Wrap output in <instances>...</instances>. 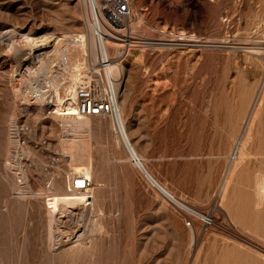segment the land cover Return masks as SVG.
<instances>
[{
    "label": "rangeland",
    "instance_id": "obj_1",
    "mask_svg": "<svg viewBox=\"0 0 264 264\" xmlns=\"http://www.w3.org/2000/svg\"><path fill=\"white\" fill-rule=\"evenodd\" d=\"M131 4L144 28L133 34L177 44L145 47L140 57L128 55L138 51L132 49L123 58L127 96L120 99L134 144L125 137V150L111 118L89 116V131L66 132L55 106L33 98L30 84L42 96L58 90L63 97L73 66L40 84L38 60L28 71L13 69L26 34L60 37L47 43L68 60L81 49L68 39L85 32L84 0H0V264H264V199L256 203L254 192L264 170V61L255 54L264 53V0ZM89 57L85 50L75 58L81 70ZM57 60L52 55L46 65L60 70ZM16 126L25 127L22 147ZM70 138L86 142L85 160H71L63 147ZM126 151L175 198L213 214L222 228L205 235L188 228ZM86 165L91 203L81 218L55 223L60 240L50 241L48 193L69 192L73 167ZM24 187L29 192L21 193Z\"/></svg>",
    "mask_w": 264,
    "mask_h": 264
},
{
    "label": "bare ground",
    "instance_id": "obj_2",
    "mask_svg": "<svg viewBox=\"0 0 264 264\" xmlns=\"http://www.w3.org/2000/svg\"><path fill=\"white\" fill-rule=\"evenodd\" d=\"M84 2H85V6H84V15H85V21H84L85 22V30L84 31L85 32H80L76 36L73 35L71 38L69 37V39H68L69 44L79 46V47H81V49L74 50V53L70 54V56H69L70 59L68 60V59L64 58L65 56H62V54H61L62 52L61 53L59 52L60 48L58 49V47H57V48H53L51 50L49 48L48 43H47L48 39L52 40V42L54 41V43L59 42L61 39L60 37L57 38L56 36L55 37H51V36L46 37L45 36L43 38L42 37L36 38V37H33V36L26 34L25 36L23 35L24 36L23 38L25 41V45H27V47H23V48L17 47L16 48V52H14L15 55H14V66H13L14 68L13 69H14L15 73L20 72L21 69L22 70L25 69L24 71H28L29 69H31V66L34 64L35 60H38L40 62V66L38 68V69H40V71H39V74L37 75L38 77H36V79L38 78L37 79L38 81L37 80H35V81L39 83V79H40V81L42 80L41 77H43L45 79L48 77V78H50V80L55 82L59 78L62 71L69 70L68 67L73 66L72 67L73 71L70 72V70H69V78L67 81V82H69V90L64 93L63 97L60 95L58 90H56V93L54 95H51V96L46 95L42 91V93H43V96H42L41 90L39 92V90H38L39 88L37 89L36 86H34V85L32 86V84H30V89L32 90L33 98H35L39 101H45L49 105H54L55 109L53 110V113H56L60 118L62 117L63 119L62 118L61 119L64 120L66 122V124H69V125H65V126L63 125L65 131L67 132V131L72 130V129L73 130H82V129L88 130L91 128L92 125H91V121H90L88 115L76 114V111H75L76 87L84 79V72H85L86 68L89 67L90 69H92V71H98L99 70L98 67L103 65L102 64L103 61H105V60L109 61L107 63L108 64L107 75L110 77V87L108 88V92L111 93L113 96H115L116 101H117L116 102L117 103V110L113 116H108L105 118H111V121L113 122L112 125L114 128V131H116V133L118 135L117 137L119 138V139L117 138V140H119V142H121L123 144L122 146L125 148V150H127L126 149L127 147H126L125 142H124L125 137L127 138L129 144L131 142V138H130V135H129L128 130H127V123H126V119H125V111L123 108V102L120 99L121 97L125 98L127 96L126 92H124V93L121 92L123 90V81H122V78H123V74H122L123 58L128 53V51H130L132 49H135L138 51H134V52L131 51L128 55H130L132 57L137 55L140 57L142 55L145 47H151V46L155 47L154 46L155 44H157V45L158 44H163V45L171 44L172 45V44H177V43L159 42V41L153 42L154 40L152 41V38L146 37L144 35V33L133 34L132 33L133 30L138 32V30L140 28H143L141 19L140 18L134 19V15H135L134 9H133L132 20L129 24L128 30L127 31L119 30L120 33H119V35L116 36V41L101 37V34L99 33L98 27L94 22L93 0H84ZM8 32H11L12 33L11 35H13L15 33L13 30H8ZM11 35L9 34V36H11ZM124 35H127V36H130L131 38H134V39L130 40V44H129L130 47L127 49L123 48V46H125V43H123V41L125 40L123 38ZM177 35L180 36V35H182V33H179ZM14 36H15V34H14ZM149 39H151V40H149ZM158 39H161V38H158ZM179 39H182V37L177 38V40H179ZM161 40H176V39L170 38V39H161ZM119 41H122V42H119ZM22 44L24 45V43H22ZM14 50H15V48H14ZM85 50H88L89 55H90L89 58L92 61L87 62V64L85 65V69L81 70L80 66L78 65L80 63L79 62L77 63L75 58H79L82 55V51H85ZM255 51L257 52L255 54L260 56L261 58L263 57V61H264L263 51L261 52L259 49H256ZM52 55H53V57H58L57 63L60 66V67H58L60 70L53 69L51 66L46 65V64H48L50 59H52ZM12 58H13V56H12ZM83 60L85 61V59H83ZM78 66H79V68H78ZM75 68H78L77 69V73L79 75L78 77H80L82 80L79 79L78 77H75V74H74ZM33 72H35V71H33ZM36 74H37V71H36ZM32 75H34V74H32ZM33 79H35V78H33ZM123 80H124V78H123ZM36 85H38V84H36ZM40 96H42V97H40ZM247 111L248 110H246V113L242 116V123H244L245 119H247V121H248V118H249L248 115H250V113H248ZM240 127H241V129L237 130V136L235 138H233L234 145H235V143L237 145L239 144L240 139L242 138V134L244 133L245 125L243 126V124H242ZM123 130H124V133H123ZM124 134H125V136H124ZM14 142H15V140H14ZM17 142H18V140H17ZM131 143H132V145L131 144L130 145L134 147L133 142H131ZM85 145H86V142L84 140L73 139V138H70L69 140H67V139L63 140L64 149L67 152H69L70 154H72V155L74 154L73 155L74 158L73 157H72L73 159L71 158V160H73V161H74V159L75 160H81V161L85 160V158H86V157L84 158ZM126 153L128 154L131 162H133L135 164V166L141 171V173L143 175H145V177H147L148 181L155 188H157L166 197H174L175 198V196H173L168 190H166L162 185H160L152 177V175L146 170L144 164L142 163L140 157L137 154H130L129 155L128 151H126ZM241 153L242 152H239V154H237V155H239V157H240ZM72 155H70V157ZM89 169L91 170L89 165L88 166L86 165V166H75V167H73L74 172L73 171L72 172L74 173V176H72V178L68 180V182H67L68 185L66 187L67 190H69V192L67 191V192H50V193H48V196H49L47 199L48 204H49V205H47L49 207L47 210L48 224H49L48 225L49 226L48 227V229H49L48 230V232H49V239L48 240L52 241V239L54 237L57 238L59 235V234L58 235L53 234L55 223H61V224L65 225L67 222L74 220V218H76L77 216L79 218H81V214H82L81 210L83 212L84 209L91 203L90 202L91 200L89 201V199L93 198V197L91 194H89L90 190H91V189L89 190L90 187H88L86 189H76V188L72 187V182H74L75 179L78 178L77 175L86 176L91 180V174H90L91 172L89 171ZM256 179H255V181H256ZM224 181L225 182H224L223 186L221 187L223 190L226 187V184L228 182V178L225 179ZM19 184H23V183H19ZM22 186H24V185H22ZM28 189L24 187V189H22L20 192L21 193H27V192H29ZM254 192H255V198L257 201L256 203H258V204L261 203L262 200L264 199V170H261L259 173L258 179L255 183ZM79 204H82L83 206H80ZM58 209H60V210L62 209V215L59 217L56 216L57 217L56 218V217H54V214H56L55 212ZM78 210H80V212H78ZM85 210H87V209H85ZM59 212H61V211H59ZM83 213H85V212H83ZM67 225H68V223H67ZM55 226H56V224H55ZM57 233H59V231ZM60 236L61 235H59V240H60ZM56 246H58V245H56Z\"/></svg>",
    "mask_w": 264,
    "mask_h": 264
},
{
    "label": "built area",
    "instance_id": "obj_3",
    "mask_svg": "<svg viewBox=\"0 0 264 264\" xmlns=\"http://www.w3.org/2000/svg\"><path fill=\"white\" fill-rule=\"evenodd\" d=\"M94 22L98 27L101 37L116 41L119 30H128L133 16L131 0H93ZM127 33V32H126ZM123 48H129L130 36L124 35ZM122 42V41H119ZM105 60L98 71L89 67L84 72V79L76 87L75 111L78 115L108 117L113 116L117 110L115 96L108 92L110 77L107 75L108 63ZM16 125V123H15ZM15 134L20 146L26 145L24 126H16ZM18 181L23 183L22 173H18ZM72 182L76 189H86L91 180L86 176L77 175ZM172 205L182 216L185 225L197 229L200 234H208L217 227L222 228L213 214L199 210L195 206L174 197H167Z\"/></svg>",
    "mask_w": 264,
    "mask_h": 264
}]
</instances>
